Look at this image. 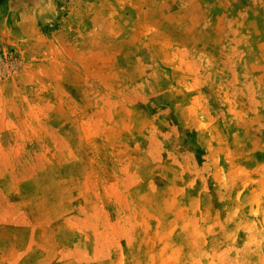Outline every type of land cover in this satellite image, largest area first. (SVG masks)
Wrapping results in <instances>:
<instances>
[{
    "label": "rangeland",
    "instance_id": "obj_1",
    "mask_svg": "<svg viewBox=\"0 0 264 264\" xmlns=\"http://www.w3.org/2000/svg\"><path fill=\"white\" fill-rule=\"evenodd\" d=\"M0 264H264V0H0Z\"/></svg>",
    "mask_w": 264,
    "mask_h": 264
}]
</instances>
